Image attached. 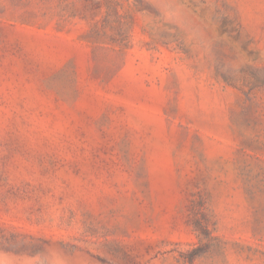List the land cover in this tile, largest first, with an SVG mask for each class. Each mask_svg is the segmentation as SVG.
Listing matches in <instances>:
<instances>
[{
    "label": "rangeland",
    "instance_id": "rangeland-1",
    "mask_svg": "<svg viewBox=\"0 0 264 264\" xmlns=\"http://www.w3.org/2000/svg\"><path fill=\"white\" fill-rule=\"evenodd\" d=\"M0 264H264V0H0Z\"/></svg>",
    "mask_w": 264,
    "mask_h": 264
},
{
    "label": "trees",
    "instance_id": "trees-1",
    "mask_svg": "<svg viewBox=\"0 0 264 264\" xmlns=\"http://www.w3.org/2000/svg\"><path fill=\"white\" fill-rule=\"evenodd\" d=\"M195 227L197 230H199L200 232V241H201V244L202 245H206L208 243H210V238H211V231L210 229L208 228L207 225L203 224V222L199 221L197 222V224H195ZM201 254H196V255H193L191 256L190 258V261H194V259L197 257V256H200Z\"/></svg>",
    "mask_w": 264,
    "mask_h": 264
}]
</instances>
